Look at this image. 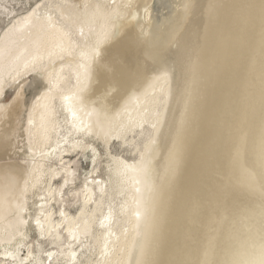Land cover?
<instances>
[{
    "label": "bare ground",
    "instance_id": "obj_1",
    "mask_svg": "<svg viewBox=\"0 0 264 264\" xmlns=\"http://www.w3.org/2000/svg\"><path fill=\"white\" fill-rule=\"evenodd\" d=\"M0 264H264V0H0Z\"/></svg>",
    "mask_w": 264,
    "mask_h": 264
},
{
    "label": "rangeland",
    "instance_id": "obj_2",
    "mask_svg": "<svg viewBox=\"0 0 264 264\" xmlns=\"http://www.w3.org/2000/svg\"><path fill=\"white\" fill-rule=\"evenodd\" d=\"M119 147V146H117ZM73 159H81V168H80V171H81V174H82V178L86 177L87 174L89 175L90 171L93 169L94 165L92 162L89 161V159H87V157H83L82 155H78V156H75ZM105 173V171L103 172ZM72 211H75L74 208H72Z\"/></svg>",
    "mask_w": 264,
    "mask_h": 264
}]
</instances>
